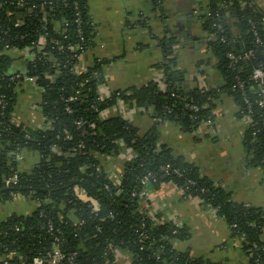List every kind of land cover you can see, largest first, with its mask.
Wrapping results in <instances>:
<instances>
[{
	"label": "trees",
	"instance_id": "trees-1",
	"mask_svg": "<svg viewBox=\"0 0 264 264\" xmlns=\"http://www.w3.org/2000/svg\"><path fill=\"white\" fill-rule=\"evenodd\" d=\"M26 1L23 7L14 0V5L0 8V25L4 29L0 48L7 44L32 48L37 57L34 63L24 57H0V97L4 100L0 110V192L4 191L0 202L24 196L39 200L42 205L31 215H14L0 223V251H14L18 254L15 262L22 258L25 264H32L34 257L47 256L58 237L66 257L77 254L73 264H118L117 250L128 255L130 264H227L193 259L177 251L176 242L192 237L190 228H178L173 222L157 224L149 213L141 211L142 179L151 175V191L172 183L186 196L199 198L216 210L227 223L231 237L242 240V250L250 264H264V209L236 202L231 192L202 175L197 166L175 154L160 137L165 123L194 131L212 122L217 100L231 97L238 106V115L251 118L244 145L251 163L264 169V85L247 75L255 68L253 61L256 67L264 68V47L256 50L254 60L241 62L235 70L227 60L229 52L240 54L255 48L254 30L264 42V11L252 0L203 3V9L211 16H200L202 27L208 36L220 38L209 43L220 57L219 86L186 91L177 85L173 48L178 40L172 37L165 41L163 61L157 66L163 71L164 88L151 81L142 87L116 90L103 98L101 87L107 83L105 62L97 60L86 70L79 69L81 57L94 46L91 0ZM34 4L39 6L37 10L32 8ZM78 12L83 41L76 23ZM227 19L234 22L237 35L231 32ZM15 22H20V27L15 28ZM218 26L225 29L223 34ZM76 46L79 49L73 50ZM259 51L262 60L257 59ZM14 66L19 74L36 78L41 92L37 107L44 118L41 128H25L13 122L18 89L24 81L11 79L9 72ZM239 82H245L243 90L235 88ZM245 98L251 104V115ZM119 101L137 110L151 109L153 118L161 121L142 132L119 114L105 117L104 113L117 108ZM189 102L201 110L190 111L186 107ZM25 151L40 155L31 172L19 168L17 155ZM127 151L133 157L124 163L119 179L114 180L101 158H119ZM167 166L169 170L165 169ZM15 174L18 183L7 187L6 179ZM85 197L99 204L98 212L93 211ZM49 225L54 232L49 233ZM63 264L71 263L65 259Z\"/></svg>",
	"mask_w": 264,
	"mask_h": 264
},
{
	"label": "crops",
	"instance_id": "crops-1",
	"mask_svg": "<svg viewBox=\"0 0 264 264\" xmlns=\"http://www.w3.org/2000/svg\"><path fill=\"white\" fill-rule=\"evenodd\" d=\"M204 2L91 0L89 12L94 25V46L81 57L79 69L86 70L97 60L105 62L103 66L109 82L101 87L103 98L109 97L116 90L142 87L151 81L164 88L163 71L157 66L163 61L162 48L166 45L165 41L177 37L178 44L173 48L175 54L189 40L193 42L192 48L197 43L199 50L205 47L204 39H208V36L202 23L203 34H199L201 27L196 21L199 23L200 18L195 14ZM252 3L264 11V0H252ZM227 25L231 26L229 28L234 35L238 34L233 21L227 19ZM195 66L196 72L204 73L202 80L197 76H194L195 79L190 78L186 71L175 68L176 74L180 73L177 85L183 90L209 89L221 84L219 59L214 52L212 61L205 65L200 61ZM203 82V86H197ZM37 101L38 93L34 90L26 88L21 92L13 122L25 128H41L44 118L41 109L37 107ZM216 103L212 124L205 123L197 129L200 134L192 138L191 145L177 142L175 133L178 129L171 123L162 125L161 142L197 166L202 175L231 192L236 202L264 209V169L251 163V156L244 145L248 120L238 115V106L231 97H220ZM117 108L118 112L128 110L125 118L142 132L154 126L151 109L137 110L125 104ZM117 108L109 110L107 115L112 116ZM127 155L123 156L127 158ZM22 156L19 168L23 172H31L40 160L39 153L35 151H25ZM125 157L118 160L101 158L112 179H119ZM15 198L0 202V205L4 204L0 206V223L14 215H31L36 210L35 202L28 204L24 198L14 201ZM147 211L158 224L173 222L190 228L192 237L188 241L176 242L177 251L187 253L193 259L203 258L213 263L250 264L241 243L231 237L227 223L217 215V211L199 198L186 196L176 185L166 183L153 189L147 202ZM199 231L203 235L201 242H197L195 237ZM117 257L118 264H130L126 253H119Z\"/></svg>",
	"mask_w": 264,
	"mask_h": 264
},
{
	"label": "built area",
	"instance_id": "built-area-1",
	"mask_svg": "<svg viewBox=\"0 0 264 264\" xmlns=\"http://www.w3.org/2000/svg\"><path fill=\"white\" fill-rule=\"evenodd\" d=\"M2 2L0 3V8L2 7H5L6 5H14V0H1ZM26 0H16V4L17 6L19 7H23L26 5ZM28 4V3H27ZM32 8L37 10L39 8L38 5L34 4L32 5ZM208 14V16H211L210 13H208L206 10L203 9V5H200L198 7V9L195 11V14L198 15V16H201L203 14ZM77 19H76V23L78 24L79 26V32H80V36H81V40L83 41V37H82V30H81V15L80 13L78 12L77 14ZM21 23L20 22H15L14 23V27L15 28H18L20 27ZM218 30L219 32H221L222 34L225 32V29L222 27V26H218ZM4 32V29L3 27L0 25V34ZM254 41H253V45L255 46V48H250L249 50H246L240 54H237L236 52H229L227 54V60L229 61V67L233 70L237 69V66L243 62V61H252L256 58V50H259L261 49L262 47H264V42L263 40L261 39V37L259 36V33L254 30ZM215 39H220L217 37V35H209L208 36V40L209 41H213ZM222 40V43H225L226 42V39L225 37H222L221 38ZM40 49H43V46L42 44H40L39 46ZM258 48V49H256ZM72 49H79L78 46L76 47H72ZM5 55H8V56H12L14 57V59H17L18 57H24L25 59H29L30 62H35L37 57H36V54L33 53L32 51V48L29 49V48H26V49H19L18 47L16 46H13V45H4L2 48H0V57L2 56H5ZM9 76H11V79H24L23 83L21 84V88L18 89L19 91V94L23 91L26 90V88H30L32 90H34L35 92L38 93V100L40 98V90L39 88L36 86V78L35 77H28V76H24L22 74H19L18 73V69L16 68V66L13 67V69L9 72ZM251 80L252 81H255L256 83H259L261 85H264V68L262 67H256L252 70V73H251ZM244 86H245V82H239L237 84V86H235V88H239V89H244ZM262 96L264 97V90L262 91ZM185 100V99H184ZM245 102L247 103V105H249V111H248V115H251L253 113V110H252V107H251V104L249 102V100L247 98H245ZM258 103V101H257ZM261 103V102H259ZM119 105H123L124 103L122 101H119L118 103ZM118 105V106H119ZM262 105V104H261ZM4 107V100L3 98L0 97V110H2ZM186 107L192 111V112H195V113H198L200 110H201V107L197 104H194V103H191L189 102ZM108 112V111H107ZM106 112V113H107ZM167 112H171V110H167ZM154 117V115H153ZM247 120H248V124L250 125L251 123V118L250 116L247 117ZM153 121L156 122V121H161V119H154L153 118ZM206 124H209L211 125L212 122L209 121L207 122ZM248 125V126H249ZM128 155H127V159L125 156H121L122 158L125 157V162L130 160L133 155L132 153L130 154L129 151H127ZM126 154V153H125ZM23 159V156L22 154H18L17 155V160L20 162L21 160ZM123 168H124V165H123ZM170 166H167L165 169L169 170ZM150 179H151V175H147L145 176L143 179H142V184L144 185V191L141 193V197H142V205H141V211L143 212H147V202H148V199L150 197V193H151V189H150ZM18 175L15 174L13 175L12 177H10L9 179H6L5 181V185L7 187L13 185V184H17L18 183ZM80 192V194L82 195L83 193L81 191H78ZM17 197V196H14L13 199ZM24 197V196H23ZM24 198H27V197H24ZM85 201L87 202H90L91 206L93 207V211L94 212H98L99 211V204L96 203L93 199H89L87 197H85ZM35 204L37 205V208H40L42 203L39 201V200H34ZM149 216L150 213H149ZM152 217V216H151ZM157 223V222H155ZM158 224V223H157ZM176 226L178 228H181L183 225L181 224H177L175 223ZM17 229V228H16ZM18 230V229H17ZM49 233H52L54 232V227L52 225H49ZM240 243L242 240H238ZM60 243H59V238L58 237H55V240L53 241V247H52V250L50 252L47 253V256L46 257H40V256H36L34 257V259L32 260V264H63L65 259H67L69 261V263L73 264V262H75V259H76V253H73L71 255H69L68 257H66V255L61 251L60 249ZM1 246V244H0ZM119 253H122L121 251L117 250L116 251V255L118 256ZM17 253L14 252V251H11L9 253H2L0 251V264H25L24 260L22 258H20V260H18V262H15L16 258H17ZM118 262V257H117V261Z\"/></svg>",
	"mask_w": 264,
	"mask_h": 264
},
{
	"label": "rangeland",
	"instance_id": "rangeland-1",
	"mask_svg": "<svg viewBox=\"0 0 264 264\" xmlns=\"http://www.w3.org/2000/svg\"><path fill=\"white\" fill-rule=\"evenodd\" d=\"M196 24H201V22L199 21V23L196 21ZM201 27V25H200ZM199 28V26H198ZM199 34H203V29L201 27V30H198ZM208 36V35H207ZM204 42H205V47L201 50L198 49L199 47V43H197L196 45H194V47L192 48V41L189 40L188 41V44L186 42L183 43V47L180 48L178 51H177V54L179 53L178 55V58H177V65H174V69H182L184 71H186V74L190 77V78H193L195 79L194 76H197V78H199L200 80H202L205 76H204V73H199V71H195L197 70L196 66L198 63L203 62V64H207L208 61H212V57H213V51L211 50L210 48V45H209V40L207 38L204 39ZM191 44V46L189 45ZM193 63V64H192ZM211 68H209L208 70L210 71ZM103 70H104V66H103ZM195 71V72H194ZM208 71V72H209ZM212 72V71H211ZM194 73V74H193ZM104 74L106 76V79H107V83L109 82L108 80V77H107V74L104 70ZM204 82L203 83H198L197 86H203ZM111 110V109H110ZM109 111V110H108ZM115 115L119 114L123 117L128 116V110L126 112H118V108L116 109V111L114 112ZM113 114V115H114ZM104 116H109L107 115V113H104ZM148 117V116H147ZM176 128L178 129V132L175 133V136L177 137V142L179 144H185V143H188L189 145H191L193 142V137L195 138V136H197V134H200L199 132H197V130H194V131H185V130H182L181 129V126L175 124ZM162 128H160V132H161ZM129 153L131 154V152L129 151ZM124 155V154H123ZM120 158V157H119ZM127 159V158H126ZM115 160H118L117 158H115ZM22 198H24L23 196H19L18 198H15L14 201H20V200H23ZM28 204H31V203H34V201L31 199V198H24ZM15 203V202H14ZM4 204H1L0 206H3ZM12 205H15V204H11ZM196 240L197 242L198 241H202L203 240V235L201 233V231H199L198 233H196Z\"/></svg>",
	"mask_w": 264,
	"mask_h": 264
},
{
	"label": "water",
	"instance_id": "water-1",
	"mask_svg": "<svg viewBox=\"0 0 264 264\" xmlns=\"http://www.w3.org/2000/svg\"><path fill=\"white\" fill-rule=\"evenodd\" d=\"M229 35H230V34H229ZM236 48H237L238 52L240 53V48H241V47H240L239 44L236 45ZM175 57H177V54H175ZM257 59L262 60V53H261L260 51L257 52ZM252 64H253V66L256 68V63H255V61H253ZM251 73H252V71L249 70V71L247 72V75H251ZM179 76H180V73H178V74L175 75V81H176V82L179 81ZM3 192H4V191L0 192V196L3 194Z\"/></svg>",
	"mask_w": 264,
	"mask_h": 264
},
{
	"label": "flooded vegetation",
	"instance_id": "flooded-vegetation-1",
	"mask_svg": "<svg viewBox=\"0 0 264 264\" xmlns=\"http://www.w3.org/2000/svg\"><path fill=\"white\" fill-rule=\"evenodd\" d=\"M197 9H198V8H197ZM197 9H196V10H197ZM199 18H200V16H199ZM210 42H212V41H209V43H210ZM215 57H217L216 54H215ZM217 58L219 59L220 57H217ZM220 64H221V63H220V60H219V65H220Z\"/></svg>",
	"mask_w": 264,
	"mask_h": 264
}]
</instances>
